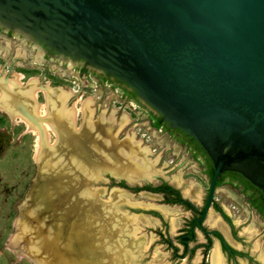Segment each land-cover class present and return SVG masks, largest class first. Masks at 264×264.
Returning a JSON list of instances; mask_svg holds the SVG:
<instances>
[{
	"label": "water",
	"instance_id": "obj_1",
	"mask_svg": "<svg viewBox=\"0 0 264 264\" xmlns=\"http://www.w3.org/2000/svg\"><path fill=\"white\" fill-rule=\"evenodd\" d=\"M0 26L117 79L195 140L214 167L205 214L226 172L264 195V0H0Z\"/></svg>",
	"mask_w": 264,
	"mask_h": 264
},
{
	"label": "rangeland",
	"instance_id": "obj_2",
	"mask_svg": "<svg viewBox=\"0 0 264 264\" xmlns=\"http://www.w3.org/2000/svg\"><path fill=\"white\" fill-rule=\"evenodd\" d=\"M76 66L79 64L61 58L51 57L44 60L42 47L23 36L13 34L0 37V79L8 81L14 79L16 74H22L23 87L26 89L36 87L40 90L38 100L42 105V111L39 116L41 115L42 121L54 126L51 119L45 117L47 88L44 84L49 83L53 88L63 87L72 93L67 108H71L74 103L80 108L84 101L92 99L93 103L88 109L94 110L93 121L98 122L103 113L110 114L116 111L117 119L129 118L127 126L118 135V142L127 135L135 133L136 140H141V148L152 151L147 164L152 170L147 174L142 173L143 176L135 181L152 179L156 175L159 179L179 188L185 198H190L191 191L196 186L200 191L202 190L204 196L209 188V178L205 174L204 167L195 162L192 154L186 150L177 152V144L170 139L168 133L153 130L150 115L144 106L125 100L119 86L102 81L93 70L81 74ZM31 78H37L38 82L30 83ZM1 94L0 89V98ZM50 115L54 117V111H51ZM82 119L81 115L77 127L82 126ZM35 126L41 129L39 124L35 123ZM55 129H58L56 125ZM70 132L76 136L78 131ZM38 134L36 129L32 130L28 127L24 119L12 118L0 110V264H37L28 256H20L11 247V239L17 234L16 222L21 216V207L39 178L35 160ZM58 134L61 137V132H51L50 145L61 140ZM199 160L204 162L201 156ZM78 170L81 176L78 174L76 179L79 180H74L77 185L76 197L85 204L82 211L89 213L90 210L96 214L94 219L88 217L90 221H87L86 229L96 238L98 251H101V264H200L204 260V251L199 250L193 259L182 262L158 235L159 231L166 236L171 235L175 246H179L175 238L180 229L192 218L191 213L180 207L170 209V213L163 216L168 225L166 229L161 223L157 225L153 214L150 213L161 209L162 201L157 196L146 193L136 196L129 193L125 195L117 188H112L109 171L96 173L93 176L85 174L86 171L82 169ZM153 181L155 179H152ZM231 190L230 186H222L217 190L216 199L232 217L236 228L240 231L242 241L237 244L228 233H226L227 238L240 249L248 250L250 239L248 234L244 235V232L257 229L259 238L256 243H264V222L254 212L248 211V199L243 195H241L242 202L233 200L230 196ZM197 202L200 205L203 203L202 199ZM94 220L95 223L92 222ZM136 223L142 227V232L138 236L134 235L132 228ZM211 225L217 226L214 223ZM206 226L210 229L215 228L210 226V223ZM141 235L144 241L136 238ZM198 236L200 242H205L203 234L199 233ZM146 244L149 245L147 249ZM37 258L40 260L41 257Z\"/></svg>",
	"mask_w": 264,
	"mask_h": 264
},
{
	"label": "bare ground",
	"instance_id": "obj_3",
	"mask_svg": "<svg viewBox=\"0 0 264 264\" xmlns=\"http://www.w3.org/2000/svg\"><path fill=\"white\" fill-rule=\"evenodd\" d=\"M23 79L22 74H16L14 79L8 81L0 79V110L12 118L24 119L30 129L38 131L35 160L39 178L21 207V216L16 222L17 234L11 239V247L20 256H28L37 264H101V251H98L96 238L86 229L87 221H90L88 217L94 219L96 214L90 210L89 213L82 211L85 204L76 197L77 185L74 180L78 174L81 176L78 169L93 176L109 171L114 176L135 181L143 176L142 173L147 174L152 170L147 166L152 151L141 148V140H136L135 133L118 142V135L127 126L129 118L119 120L116 111H113L103 113L95 122L94 110L88 109L93 103L92 99L84 101L80 108L76 103L67 108L72 93L63 87L53 88L49 83L45 86V117L50 118L54 126L42 121L39 116L42 111L38 100L40 90L36 87L26 89ZM37 80L31 78L29 82L37 83ZM51 111H54V117L50 115ZM81 115L83 123L77 127ZM35 123L41 129H37ZM68 130L78 132L74 136ZM51 132H61V137L58 134L61 140L53 145L49 143ZM181 150L177 146V152ZM198 191L199 187L196 186L190 197L198 198ZM231 196L239 199L236 193L231 192ZM92 222L95 223V220ZM208 222L223 228L220 220L216 221L212 214ZM132 228L135 236L142 232V227L137 223ZM136 238L144 241L142 235ZM148 246L146 244L145 248ZM218 255L214 248L211 264H220Z\"/></svg>",
	"mask_w": 264,
	"mask_h": 264
},
{
	"label": "flooded vegetation",
	"instance_id": "obj_4",
	"mask_svg": "<svg viewBox=\"0 0 264 264\" xmlns=\"http://www.w3.org/2000/svg\"><path fill=\"white\" fill-rule=\"evenodd\" d=\"M13 34H15L13 31H8L5 27L0 26V37L6 35L10 36ZM42 49L44 50V60H48L51 57H55L56 59L60 58L58 53L44 46H42ZM78 64L79 66L76 67L80 69L81 74L82 73L85 74L90 70H92L88 67V65H86L83 62H78ZM96 75L99 78H101L102 81L110 82L111 84H115L119 86V88L123 91L122 97L125 100H128V102H136L139 103L140 105H143L145 110L150 115L151 128L156 132L168 133L170 139L174 140L177 146L180 147V149L186 150L188 153H191L195 162L200 163L204 167L205 174L209 178V188L206 190L205 195L203 196L202 190L200 191L199 189L198 198L195 199H192L191 197L185 198L182 194V191L179 188L173 186L172 184H170L169 182L163 179H159V177L156 175H154L152 178L155 179V181L153 182L152 179H148V178L131 182L125 177H119L122 178L120 181H117L115 177H112L111 178L113 184L112 188H117L118 191L124 192L125 195L129 193L132 194L133 196H136L142 193H146L152 196H157L159 199H161L162 201L160 206L161 209L154 210L150 213L153 214L154 216L153 218L154 220H156L155 223L157 225L161 223V225H164L166 229L168 225L165 223L163 216L170 213V209H173L175 207H180L186 212L192 214V218L189 219L188 222H186L187 224L185 227L180 229L179 234L175 238L179 246H175L174 239L172 238L171 235L166 236L165 234H163L162 231L158 232V235L162 239L163 243L167 244L171 249H173L175 257L177 259L182 260V262L187 261V259L188 260L193 259V257L199 250H203L204 260L200 262V264H207V263L211 264L210 263L211 252L215 248L218 251L220 257V264H264V243H258V244L256 243L259 238L257 237L259 230L253 229L244 232V235L247 236L248 234L249 236L248 239H250V244H249L250 247L248 248V250H245L244 248L240 249L238 246L232 244L227 238L226 233L230 235L231 239L234 242L240 244V242L242 241L240 231L236 228V224L233 221L230 214L228 213V211L221 204H219L216 199L217 190L219 188H221L224 185L230 186L232 188L231 192H235L240 200L238 199L239 200L238 201L237 199L233 198L230 193L231 198L235 201L242 202L243 198L241 197V195H243L244 198L248 199V211L254 212L260 218V220L264 222V214L258 209V207H255L251 204L252 192L246 191V184L243 182V179L244 180L246 179L237 173L226 172L222 174L217 181L214 200L205 214L210 188L212 184V179L214 175V167L211 160L207 157V155L204 156L201 153H199V151L196 149L197 147H195V145H193L191 142L184 141L182 135L179 133L182 131L171 129L167 123L165 124L168 127L165 124H163L161 127L158 128L154 127L156 117H161V116L156 114L146 104H144L136 96L135 92L131 90L128 86L104 73L96 72ZM45 85L46 84H44V86ZM188 137L191 138L190 136ZM200 156L204 159V162L199 160ZM211 170H213V174H211ZM219 182L221 183L219 184ZM201 199L203 202L202 205H200L199 202H197ZM204 214H205V218L201 220L200 223L199 221ZM211 214L215 220L216 219L220 220V222L223 225V228H221L220 226L210 225L215 227L214 229H210L208 226H206L207 224L209 225L208 219L210 218ZM241 228H243V226ZM199 233L203 234L205 242L199 241V236H198Z\"/></svg>",
	"mask_w": 264,
	"mask_h": 264
},
{
	"label": "trees",
	"instance_id": "obj_5",
	"mask_svg": "<svg viewBox=\"0 0 264 264\" xmlns=\"http://www.w3.org/2000/svg\"><path fill=\"white\" fill-rule=\"evenodd\" d=\"M163 124H165L163 118L162 117H156L154 127L158 128V127H161ZM179 133L182 135V138L184 139V141L191 142L193 145H195V147H197L196 149L199 151V153L206 156V154L203 152L202 148L192 138H189L183 132H179ZM211 174H213V170H211ZM243 182L246 184V191L252 192L251 204L255 207H258V209L264 214V195L256 187H254L250 182H248L244 179H243ZM220 183L221 182H219V184Z\"/></svg>",
	"mask_w": 264,
	"mask_h": 264
}]
</instances>
